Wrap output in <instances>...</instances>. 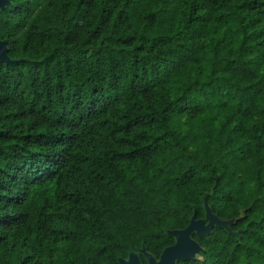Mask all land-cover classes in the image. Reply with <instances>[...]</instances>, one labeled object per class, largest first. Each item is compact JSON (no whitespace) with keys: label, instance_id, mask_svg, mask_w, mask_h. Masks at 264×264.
<instances>
[{"label":"trees","instance_id":"obj_1","mask_svg":"<svg viewBox=\"0 0 264 264\" xmlns=\"http://www.w3.org/2000/svg\"><path fill=\"white\" fill-rule=\"evenodd\" d=\"M0 264H264V0H9Z\"/></svg>","mask_w":264,"mask_h":264},{"label":"water","instance_id":"obj_2","mask_svg":"<svg viewBox=\"0 0 264 264\" xmlns=\"http://www.w3.org/2000/svg\"><path fill=\"white\" fill-rule=\"evenodd\" d=\"M9 0H0V9L8 6ZM7 43L0 41V62L7 65L15 64L7 56ZM226 227L225 223L220 222L208 208H206L205 220L196 219L195 214L190 219L189 224L182 230H174L169 233L175 239L172 246L166 247L160 254L158 260L145 254L148 264H176L178 261H185L194 258L201 252V248L196 241L191 238L192 234L204 236L210 233L213 227ZM120 264H139L136 255H130L128 261L119 260Z\"/></svg>","mask_w":264,"mask_h":264},{"label":"flooded vegetation","instance_id":"obj_3","mask_svg":"<svg viewBox=\"0 0 264 264\" xmlns=\"http://www.w3.org/2000/svg\"><path fill=\"white\" fill-rule=\"evenodd\" d=\"M136 256H137V255H136ZM137 258H138V256H137ZM128 259H129V258L124 259V260H125V261H128ZM119 260H120V259H119ZM119 260H118V261H119ZM122 260H123V259H122ZM138 260H139V259H138ZM119 264H120V263H119ZM139 264H141V263L139 262ZM147 264H148V263H147Z\"/></svg>","mask_w":264,"mask_h":264}]
</instances>
